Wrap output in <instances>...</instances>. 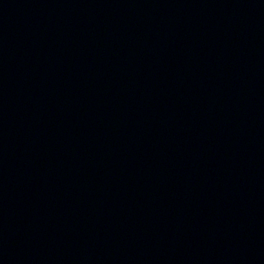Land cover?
Returning <instances> with one entry per match:
<instances>
[{
  "label": "water",
  "instance_id": "95a60500",
  "mask_svg": "<svg viewBox=\"0 0 264 264\" xmlns=\"http://www.w3.org/2000/svg\"><path fill=\"white\" fill-rule=\"evenodd\" d=\"M0 264H264V0H0Z\"/></svg>",
  "mask_w": 264,
  "mask_h": 264
}]
</instances>
